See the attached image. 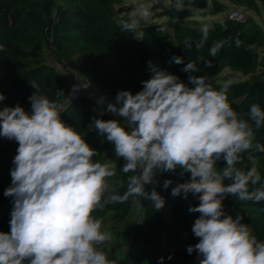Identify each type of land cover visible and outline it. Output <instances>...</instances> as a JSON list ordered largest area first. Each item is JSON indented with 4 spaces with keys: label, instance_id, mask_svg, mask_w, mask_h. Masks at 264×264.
Segmentation results:
<instances>
[{
    "label": "clouds",
    "instance_id": "clouds-1",
    "mask_svg": "<svg viewBox=\"0 0 264 264\" xmlns=\"http://www.w3.org/2000/svg\"><path fill=\"white\" fill-rule=\"evenodd\" d=\"M171 7L183 10L184 0H172ZM152 10L151 3L137 0L116 26L142 41ZM209 31L208 25L203 26L201 38L194 45L185 40V49L195 46L199 52ZM231 39L214 42L209 55L215 57ZM234 43L242 46L239 34ZM4 51L6 46L0 44V52ZM173 63L184 65L181 71L188 74L187 83L149 60L150 78L141 82L142 90L135 94L120 90L114 101L105 96L95 99L116 118L94 117L91 131L113 145L114 157L123 160L120 170L132 173L122 194L109 182L116 175V163L95 160L98 150L63 119L65 107L59 102L63 89L53 100L32 82L36 91L28 97L30 111L19 103L0 107V137L18 144L11 184L4 190V196L12 198V210L10 231H0V264H116L102 250L113 235L93 213L105 204L138 199L142 203H137L141 213L137 223L142 224L143 201L155 211L166 205L152 186L164 173L187 174L189 179L174 187L173 180L165 179L163 188L171 187L173 197L187 200L191 194L199 201L188 208L200 214L192 226L199 242L187 247L189 254L198 253V264H264V241L242 222V214H228L224 205L229 196L241 203L264 202L258 168L237 166L245 154L252 159L253 153H264V143L256 139V132L264 127V108L252 103L246 114L238 113L228 98L231 81L216 89L204 76L194 74L200 71L198 63L212 67L202 55L186 64L184 57L173 55L168 64ZM90 87L80 81L68 95ZM5 100L0 92V105Z\"/></svg>",
    "mask_w": 264,
    "mask_h": 264
},
{
    "label": "trees",
    "instance_id": "trees-1",
    "mask_svg": "<svg viewBox=\"0 0 264 264\" xmlns=\"http://www.w3.org/2000/svg\"><path fill=\"white\" fill-rule=\"evenodd\" d=\"M126 1L54 0L49 18L46 0H0V44L6 46V51L0 52V92L6 96L0 107L19 103L30 111L28 97L36 91L32 82L41 94L53 100L57 99L58 89H63L61 101L68 92L69 82L50 61L49 51L70 60L92 79L97 88L111 96H116L120 90H130L134 94L142 90L141 82L150 78L149 60L187 83L188 74L181 71L184 65H169V59L173 55L182 56L186 64L202 55L212 62V67L198 63L200 71L194 74L204 76L216 89L226 82L227 75L222 72L227 67L246 75L232 81L228 90L229 101L238 113L246 114L252 103H259L264 108V28L260 23L253 18L236 20L230 17L203 22L200 15L213 13L215 10L211 7L216 9L214 13L222 11L226 8L225 3L222 0H184L185 7L181 11L172 8V3L164 4L160 15L169 16V22L145 25L144 40L137 41L116 26L117 21L126 19L130 12L124 6ZM231 1L253 10L264 7V0ZM120 7L124 9L120 11ZM205 25L210 31L204 47L199 52L195 46L187 51L185 40H192L194 45L201 38V29ZM159 28L164 30L159 31ZM237 34L242 41L239 48L234 43ZM229 38L232 39L215 57L209 55L214 42ZM249 45L254 48L249 50ZM64 107L63 119L98 150L94 159L99 162L112 159L116 163V175L109 182L112 189L122 194L126 190L127 176L132 173L125 174L120 170L123 160L114 157L113 145L91 131L90 125L94 117L105 120L116 117L102 110L88 95H82ZM256 139L264 143V127L256 132ZM17 147L15 141L0 137V231L3 232L10 231L12 198L4 196V190L11 184L10 169ZM253 165L264 181V153H253L252 159L245 154L243 162L237 166L247 169ZM218 166L223 167L224 162H219ZM165 179L173 180L174 187L187 181L189 176L164 173L156 177L157 183L152 186L166 199V205L155 211L149 207V201H143L145 220L142 224L137 223L141 215L137 203H142L138 199L105 204L93 213L102 218L104 230L113 235V240L102 250L116 264H160L161 257L163 264H198V253L189 254L187 247L199 242L192 226L200 214L188 211L199 201L191 194L187 200L173 197L171 187L163 188ZM224 205L228 214H242V222L251 225L257 238L264 241V202L241 203L229 196Z\"/></svg>",
    "mask_w": 264,
    "mask_h": 264
},
{
    "label": "rangeland",
    "instance_id": "rangeland-1",
    "mask_svg": "<svg viewBox=\"0 0 264 264\" xmlns=\"http://www.w3.org/2000/svg\"><path fill=\"white\" fill-rule=\"evenodd\" d=\"M225 3L226 8L223 9L222 11H219L217 13L216 9L213 7H211L210 9L215 10L212 11L213 13L209 14V15H203V16H199V19L202 20L203 22H206V20L209 21H217V20H224L225 18L229 17V12L235 8V7H239L241 9H245V16L243 18V20H246L248 18H253L256 22L260 23L263 28H264V7L261 6L260 10H253V9H249L245 6H241V5H236L234 4L231 0H222ZM137 2V0H127L124 4L125 7H127V9L132 8V6ZM143 2L146 3H151L153 5V10H152V17L149 21V23H153V22H164L167 23L170 20V17L165 15H160L163 9V5L164 4H169L172 3V1L170 0H143ZM212 5V2L211 4ZM148 23V24H149ZM222 74L227 75V80L226 81H236L238 79H243L246 77V75H244L241 71H235V70H231L229 67L225 68L222 72ZM101 108V107H100ZM102 110H104L103 108H101ZM114 223V222H111ZM110 229V228H109ZM111 230V229H110Z\"/></svg>",
    "mask_w": 264,
    "mask_h": 264
},
{
    "label": "built area",
    "instance_id": "built-area-1",
    "mask_svg": "<svg viewBox=\"0 0 264 264\" xmlns=\"http://www.w3.org/2000/svg\"><path fill=\"white\" fill-rule=\"evenodd\" d=\"M245 9H241L239 7H235L233 8L230 12H229V17L232 19H236V20H243L245 18H243L245 16ZM48 52L49 55V59L50 61L62 72L64 73L67 78H68V82H69V89L67 94L61 99V103L65 105L77 100L79 97H81L82 95H88L93 97L94 99H96L97 96H105L108 98L109 101H114L115 96H111L106 94L102 89L97 88L92 79L84 74L75 64H73L70 60H68L65 57H58L56 55H54L53 53ZM80 81L87 85V86H91L88 89H83L81 88L78 93L75 96L70 97L68 94L71 92L72 90V85L74 84H78L80 83ZM104 108H106V105L104 106ZM103 108V109H104ZM233 216H236L237 214H232Z\"/></svg>",
    "mask_w": 264,
    "mask_h": 264
},
{
    "label": "water",
    "instance_id": "water-1",
    "mask_svg": "<svg viewBox=\"0 0 264 264\" xmlns=\"http://www.w3.org/2000/svg\"><path fill=\"white\" fill-rule=\"evenodd\" d=\"M54 3V0H46L45 2V7H46V10H47V15L49 16V18L51 17V7H52V4ZM124 9V7H120V11H122Z\"/></svg>",
    "mask_w": 264,
    "mask_h": 264
}]
</instances>
